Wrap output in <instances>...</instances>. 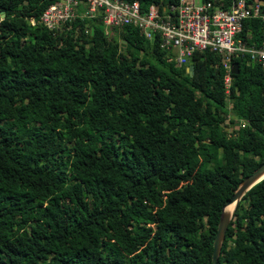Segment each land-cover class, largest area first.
I'll list each match as a JSON object with an SVG mask.
<instances>
[{
    "label": "trees",
    "instance_id": "trees-1",
    "mask_svg": "<svg viewBox=\"0 0 264 264\" xmlns=\"http://www.w3.org/2000/svg\"><path fill=\"white\" fill-rule=\"evenodd\" d=\"M53 1L0 0V264H210L221 206L264 159V66L233 53L225 91L220 53L194 51L189 73L132 24L47 28ZM217 264H264V177Z\"/></svg>",
    "mask_w": 264,
    "mask_h": 264
},
{
    "label": "built area",
    "instance_id": "built-area-1",
    "mask_svg": "<svg viewBox=\"0 0 264 264\" xmlns=\"http://www.w3.org/2000/svg\"><path fill=\"white\" fill-rule=\"evenodd\" d=\"M260 4V0H231L223 7L211 0H176L149 3L143 8L137 0H55L43 8L37 21L55 29L76 17H99L105 33L109 27L132 24L140 28L144 37H156L167 59L175 65L185 64L186 69L194 51H216L222 55V82L227 91L233 53L247 52L248 61L264 66V41L247 45L237 34L245 17L260 15ZM28 21L33 24L36 20L30 16Z\"/></svg>",
    "mask_w": 264,
    "mask_h": 264
},
{
    "label": "water",
    "instance_id": "water-1",
    "mask_svg": "<svg viewBox=\"0 0 264 264\" xmlns=\"http://www.w3.org/2000/svg\"><path fill=\"white\" fill-rule=\"evenodd\" d=\"M121 44H124V40H121ZM192 64L187 65L189 73L192 72ZM230 71L232 73H237L238 65L235 61H232ZM264 177V159L253 168L249 173L242 176V178L237 183L236 187L233 189L230 197L224 202L220 208V213L218 221L216 224L215 233L212 239V249L210 254V264H217V257L220 249L222 239L224 237L225 230L227 228L228 222L234 211L236 202L241 198V196L248 190L254 183L259 181ZM233 203V207L230 210V204Z\"/></svg>",
    "mask_w": 264,
    "mask_h": 264
},
{
    "label": "rangeland",
    "instance_id": "rangeland-1",
    "mask_svg": "<svg viewBox=\"0 0 264 264\" xmlns=\"http://www.w3.org/2000/svg\"><path fill=\"white\" fill-rule=\"evenodd\" d=\"M240 127H242L241 124H239V123H235V124H233V125H229V126H227V130L230 131L231 129H235V130L237 131V133H238V131H239L238 129H239ZM109 137L112 138V135H109Z\"/></svg>",
    "mask_w": 264,
    "mask_h": 264
},
{
    "label": "bare ground",
    "instance_id": "bare-ground-1",
    "mask_svg": "<svg viewBox=\"0 0 264 264\" xmlns=\"http://www.w3.org/2000/svg\"><path fill=\"white\" fill-rule=\"evenodd\" d=\"M232 207H233V203L230 204V210L232 209Z\"/></svg>",
    "mask_w": 264,
    "mask_h": 264
}]
</instances>
